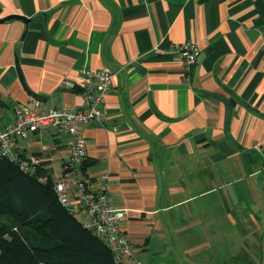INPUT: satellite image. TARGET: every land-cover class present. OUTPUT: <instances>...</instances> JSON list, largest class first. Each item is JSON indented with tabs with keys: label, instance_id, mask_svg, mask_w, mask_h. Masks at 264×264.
<instances>
[{
	"label": "crops",
	"instance_id": "obj_1",
	"mask_svg": "<svg viewBox=\"0 0 264 264\" xmlns=\"http://www.w3.org/2000/svg\"><path fill=\"white\" fill-rule=\"evenodd\" d=\"M9 14L29 20L0 22L3 123L16 104L80 106L62 80L113 71L101 119L78 127L83 174L126 209L141 264H264V0H0ZM187 40L189 73L171 50ZM70 143L51 127L18 140L53 181Z\"/></svg>",
	"mask_w": 264,
	"mask_h": 264
},
{
	"label": "built area",
	"instance_id": "obj_2",
	"mask_svg": "<svg viewBox=\"0 0 264 264\" xmlns=\"http://www.w3.org/2000/svg\"><path fill=\"white\" fill-rule=\"evenodd\" d=\"M172 52L181 60L184 71L189 73L196 63L199 47L196 42L187 40L171 45ZM264 72V70H263ZM78 84L71 79H63L62 85L81 88L83 102L80 106H57L34 110L24 104L13 107L11 121L2 122L0 107V156L15 163L24 173L37 176L44 167L40 155H24L18 140L30 132L44 128H54L59 133L71 135L70 152L63 162V171L53 183L59 202L96 237L112 251L115 264H141L136 256L139 247L134 245L122 231L120 220L126 209L112 205L108 192L103 188L94 192L89 180L81 170L86 158V139L79 132V125L102 117V106L106 94L114 83V73L110 68H86L82 71ZM39 105V101L36 102Z\"/></svg>",
	"mask_w": 264,
	"mask_h": 264
},
{
	"label": "trees",
	"instance_id": "obj_3",
	"mask_svg": "<svg viewBox=\"0 0 264 264\" xmlns=\"http://www.w3.org/2000/svg\"><path fill=\"white\" fill-rule=\"evenodd\" d=\"M53 183L48 169L31 176L0 156V217L8 221L0 223V264H115L110 248L59 202Z\"/></svg>",
	"mask_w": 264,
	"mask_h": 264
},
{
	"label": "water",
	"instance_id": "obj_4",
	"mask_svg": "<svg viewBox=\"0 0 264 264\" xmlns=\"http://www.w3.org/2000/svg\"><path fill=\"white\" fill-rule=\"evenodd\" d=\"M14 18L21 19V20L24 21L25 23H27L28 20H29L27 17H25V16H23V15H19V14H9V15H6V16H4V17H1V18H0V22L7 21V20H11V19H14ZM16 67H17V71H18V75H19V77H20V80H21L22 83H23L22 75H21V73H20V69H19L17 63H16ZM23 85H24V83H23Z\"/></svg>",
	"mask_w": 264,
	"mask_h": 264
},
{
	"label": "rangeland",
	"instance_id": "obj_5",
	"mask_svg": "<svg viewBox=\"0 0 264 264\" xmlns=\"http://www.w3.org/2000/svg\"><path fill=\"white\" fill-rule=\"evenodd\" d=\"M7 222H8V221H7L6 218H4V217H2V216L0 217V223H1V224H7ZM162 264H163V262H162Z\"/></svg>",
	"mask_w": 264,
	"mask_h": 264
}]
</instances>
